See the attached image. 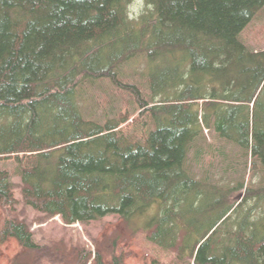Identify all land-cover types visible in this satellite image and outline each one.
<instances>
[{"label":"trees","instance_id":"16d2710c","mask_svg":"<svg viewBox=\"0 0 264 264\" xmlns=\"http://www.w3.org/2000/svg\"><path fill=\"white\" fill-rule=\"evenodd\" d=\"M136 1L0 0V159L16 161L27 205L67 225L110 215L131 224L158 205L144 229L159 249L194 264H264V188L230 204L244 184L214 187L187 167L205 130H214L264 171V52L240 40L264 0H143L150 10L139 21L129 14ZM140 56L152 103L119 81L122 66ZM102 79L149 115L142 143L120 129L127 115L104 125L83 119L81 85ZM32 156L36 165L24 167ZM10 178L0 172V244L13 238L35 251ZM252 199L259 216L244 209ZM202 200L229 207L205 227Z\"/></svg>","mask_w":264,"mask_h":264},{"label":"rangeland","instance_id":"374dc122","mask_svg":"<svg viewBox=\"0 0 264 264\" xmlns=\"http://www.w3.org/2000/svg\"><path fill=\"white\" fill-rule=\"evenodd\" d=\"M149 10L147 3L137 0L130 5L129 14L139 21ZM240 40L251 52H264V8L241 34ZM147 71L148 59L140 56L122 66L119 81L137 86L144 99L152 103ZM81 86L78 108L83 119L104 125L109 120H121L127 115L130 120L120 129L129 139L139 143L144 141L153 124L149 115L141 116L134 96L117 89L110 79ZM204 134L206 140L192 151L188 160L187 167L194 180L225 189L244 184V189H237L229 199L230 204L236 205L246 197L249 188L258 191L264 188V171L250 152L220 139L214 130H205ZM36 163L35 156L24 159L26 168L34 167ZM0 172L10 174L18 201L15 214L28 224L40 245L39 249L29 251L10 238L0 244V264H114V256L120 257L124 264H194V259L189 256L185 260L180 258L178 250L164 251L148 241L144 228L148 219L160 214L158 205L131 224L120 216L110 215L89 223L67 225L60 216H48L25 203L22 196L24 184L15 160L0 159ZM209 202L202 200L198 203V206L210 208L205 227L218 220L229 207L225 202L223 205H218L216 201H211L209 205ZM256 204V199L248 200L244 209L255 208V214L259 216L261 210ZM6 216L7 213L0 207V230ZM230 225L222 227V231L228 230ZM99 256L102 258L100 262Z\"/></svg>","mask_w":264,"mask_h":264}]
</instances>
